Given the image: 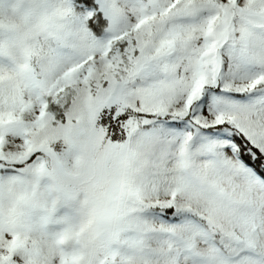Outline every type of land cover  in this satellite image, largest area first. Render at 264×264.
Instances as JSON below:
<instances>
[{
  "label": "snow or ice",
  "instance_id": "snow-or-ice-1",
  "mask_svg": "<svg viewBox=\"0 0 264 264\" xmlns=\"http://www.w3.org/2000/svg\"><path fill=\"white\" fill-rule=\"evenodd\" d=\"M0 264H264V0H0Z\"/></svg>",
  "mask_w": 264,
  "mask_h": 264
}]
</instances>
